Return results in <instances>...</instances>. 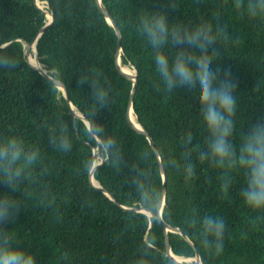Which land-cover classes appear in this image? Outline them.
Listing matches in <instances>:
<instances>
[{
	"label": "trees",
	"instance_id": "trees-1",
	"mask_svg": "<svg viewBox=\"0 0 264 264\" xmlns=\"http://www.w3.org/2000/svg\"><path fill=\"white\" fill-rule=\"evenodd\" d=\"M53 20L36 38L41 67L64 83L74 109L86 119L95 109V120L119 143L123 159L119 170L110 162L98 163L93 179L114 195L117 203L91 186L92 141L80 118L70 127V152L55 149L49 135L60 120L72 122L62 91L26 61L23 40L31 41L48 21L33 0H0V54L17 62L15 68H0V136L21 135L39 149L42 161L33 179L21 186L15 198L20 208L6 224L24 246L36 255L37 264H135L144 244L157 251L151 264H175L165 254L161 225L145 212L122 207H139L129 168L135 164L150 169L158 202L162 178L148 139L134 132L126 120L131 83L115 67L117 36L99 12L96 0H37ZM120 31V62L134 70L137 78L132 94L135 120L152 138L165 172L161 217L176 226L183 236L167 232L173 254L192 257L198 252L202 264H264V209L248 207L240 195L246 186L243 170L228 172L231 184L222 190L224 169L200 163L196 149H205L208 132L197 100L198 89L176 88L171 92L156 72L154 50L136 30L141 15L148 11L167 14L170 27H188L206 22L215 30L225 29L213 67L225 71L237 84L235 129L231 137L239 146L242 134L253 122L264 120V18L250 19L238 13L233 0H100ZM174 3L175 8L170 4ZM171 58L175 50L168 45ZM100 70L111 83V105H95L90 85L79 84L80 76ZM255 86V87H254ZM192 135L187 146L184 137ZM192 150L193 177L186 179L183 154ZM144 153L149 159H141ZM107 159V157H105ZM98 161V158L96 159ZM175 161V166L172 162ZM9 189L0 183V193ZM224 218L227 225L223 253L210 255L200 244L198 230L185 223L193 213ZM194 246V247H193ZM195 248V249H194ZM151 251V250H150ZM67 253V258L64 254Z\"/></svg>",
	"mask_w": 264,
	"mask_h": 264
},
{
	"label": "clouds",
	"instance_id": "clouds-1",
	"mask_svg": "<svg viewBox=\"0 0 264 264\" xmlns=\"http://www.w3.org/2000/svg\"><path fill=\"white\" fill-rule=\"evenodd\" d=\"M171 7L176 5L171 2ZM232 7L250 19L264 18V0H233ZM136 30L154 50V64L166 92L176 88L198 89L197 100L200 105L201 117L208 132L205 149H196V159L200 163L208 162L214 168L224 169L225 175L221 185L227 192L231 184L228 172L241 169L245 174L246 186L240 195L243 202L252 209H264V120L253 122L242 134L237 147L233 143L237 110V84L231 74L225 71L223 77L214 61L220 55L217 47L221 42L227 43V34L223 27L217 25L215 30L210 23L202 22L195 27L177 23L169 24L167 14L147 12L138 18ZM168 45L175 50L170 58L165 49ZM17 62L0 54V68H15ZM79 84L90 85L91 96L95 105L107 108L111 105V83L100 70L92 74L80 76ZM255 87V86H254ZM93 110L85 132L96 142V155L102 162H110L120 169L124 155L117 140L106 134L103 126L95 120ZM78 117L72 115V122L60 120L55 131L49 135V143L57 150L65 153L72 149L69 135L70 127H79ZM187 146L192 141L189 133L183 138ZM107 157V159H105ZM143 161L149 159L144 153ZM185 178H191L195 172L192 150L183 154ZM42 156L39 149L28 145L19 134L0 136V183L9 191L0 193V264H37L36 255L28 248L21 246V240L6 227L13 222L19 211L21 201L15 198L21 186L30 182ZM175 166V161L172 162ZM129 171L134 173L132 184L135 187L136 204L151 213V220L161 218L156 189L153 186L150 169H141L133 164ZM189 228H196L201 246L212 256L223 253L227 225L223 217L207 214L199 217L193 213L186 218ZM151 248L144 244L139 251L135 264H151L152 252L157 251L155 239L150 240ZM151 250V251H150ZM65 253L64 257L67 258Z\"/></svg>",
	"mask_w": 264,
	"mask_h": 264
},
{
	"label": "water",
	"instance_id": "water-1",
	"mask_svg": "<svg viewBox=\"0 0 264 264\" xmlns=\"http://www.w3.org/2000/svg\"><path fill=\"white\" fill-rule=\"evenodd\" d=\"M35 5L40 8L44 14L46 15L48 21L39 29L38 33L36 34V36L31 40V41H26L25 39L23 40L25 49H24V54L26 57V61L27 63L34 68L36 71H38L44 78H46L49 82H51L52 84H54L58 89H60L62 91V95L65 99L68 111L71 115L75 114L76 117L80 118L81 120H83L86 124V126L88 125V121L87 119L83 116V114H81L78 110L74 109L72 103L70 102V99L68 98V92L66 90V87L64 85L63 82H61L59 79H55L53 77H51L49 74L46 73V71L41 67L40 63L38 62L37 59V52H36V47H35V42H36V38L39 36V34L48 26L50 25V23L53 20V15L50 11L43 9L39 4L37 0H33ZM96 5L97 8L99 10V12L105 17L106 21L108 22V24L112 25V27L114 28V31L116 33L117 36V45H116V52H115V67L116 70L118 71V73L123 76L126 80H128L131 83V90H130V95H129V100H128V105H127V110H126V120L127 123L129 124V126L131 127V129L138 133L141 134L143 136H145L152 149L154 150L155 154H156V159L158 162V166L160 169V174H161V178H162V192H161V196H160V200L158 202L160 209L162 210V206L164 203V193H165V172L163 169V165L160 159V156L158 154V151L154 145V142L152 140V138L149 136V134L147 133V131L138 123V121H136L140 126L139 128H135L132 123L130 122V111L133 112V108H132V94L133 91L136 87V83H137V78H136V74L133 71L132 76L128 77L126 75H124L121 71H120V53H121V46H120V31H119V27L117 26L115 20L109 15L107 9L102 5L100 0H96ZM9 42L0 45V47L6 46L8 45ZM30 59H33V63L30 62ZM92 152H93V156H92V162L90 165V169H89V174H88V178H89V182L91 184L92 187L101 190L102 192H104L110 199H112L115 203H117L114 195H112L111 193H109L108 191H106L104 188H102L98 182H96L93 177H92V172L94 167L98 164L101 163V159L99 156L96 155V146L92 147ZM98 158V161L96 160ZM94 181L97 183L95 184ZM124 210H130V211H139V212H145L148 216H151V213L149 210L145 209L144 207H122ZM158 223L161 225L162 228V232L164 235V242H165V254L166 256L169 258L170 261H172L175 264H202L200 256L198 254V252L195 250V253L192 257H181V256H177L175 254L172 253L171 248H170V244L168 241V237H167V232H176L179 233L183 236V238L185 240H187L190 244H192V242L189 240V238L180 231V229L176 226H171L169 224H167L166 222L163 221L162 217L160 218V220H158ZM194 247V246H193ZM195 249V248H194ZM180 258V259H179Z\"/></svg>",
	"mask_w": 264,
	"mask_h": 264
},
{
	"label": "bare ground",
	"instance_id": "bare-ground-1",
	"mask_svg": "<svg viewBox=\"0 0 264 264\" xmlns=\"http://www.w3.org/2000/svg\"><path fill=\"white\" fill-rule=\"evenodd\" d=\"M30 62L33 63V59H30ZM120 64V71L128 76V77H131L132 76V73H131V70L127 67V66H122L121 65V62H119ZM130 122L132 123V125L135 127V128H139V124L136 122L135 120V116H134V113L132 111H130ZM95 184H97L95 181H94ZM180 259V258H179Z\"/></svg>",
	"mask_w": 264,
	"mask_h": 264
},
{
	"label": "rangeland",
	"instance_id": "rangeland-1",
	"mask_svg": "<svg viewBox=\"0 0 264 264\" xmlns=\"http://www.w3.org/2000/svg\"><path fill=\"white\" fill-rule=\"evenodd\" d=\"M41 7H42V5H40ZM122 66H126V65H122ZM128 67V66H127ZM129 68V67H128ZM130 70H131V72L133 73V71H132V69L131 68H129Z\"/></svg>",
	"mask_w": 264,
	"mask_h": 264
}]
</instances>
